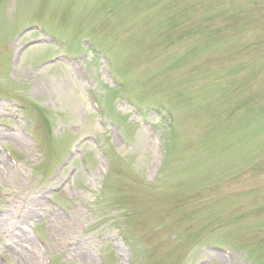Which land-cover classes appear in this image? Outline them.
<instances>
[{
	"label": "rangeland",
	"instance_id": "374dc122",
	"mask_svg": "<svg viewBox=\"0 0 264 264\" xmlns=\"http://www.w3.org/2000/svg\"><path fill=\"white\" fill-rule=\"evenodd\" d=\"M0 129V264H264V0H0Z\"/></svg>",
	"mask_w": 264,
	"mask_h": 264
},
{
	"label": "bare ground",
	"instance_id": "6f19581e",
	"mask_svg": "<svg viewBox=\"0 0 264 264\" xmlns=\"http://www.w3.org/2000/svg\"><path fill=\"white\" fill-rule=\"evenodd\" d=\"M36 47H38V46H36ZM0 138H8L12 141L22 142V144L25 145L24 144L25 142L23 140H21V136L15 134V133L14 134L8 133V132L1 130V129H0ZM0 166L5 167L4 162H1ZM12 179H13V177H12ZM14 180H15V177H14ZM33 203H35L34 206H45L41 201H38L37 199ZM52 214L56 215V219H58L57 224L62 226V221H64L63 217L60 214H57V213L55 214L54 212ZM3 222H4L3 216H1L0 217V231H1V228L4 226ZM19 240L26 241L25 235L21 234ZM36 253H38V252H37V250H34V248H32L28 251V255L26 257L27 264H30L31 262H33V258L36 255Z\"/></svg>",
	"mask_w": 264,
	"mask_h": 264
}]
</instances>
